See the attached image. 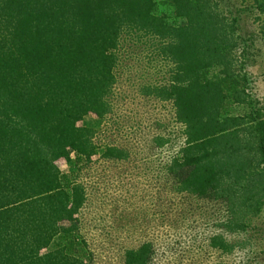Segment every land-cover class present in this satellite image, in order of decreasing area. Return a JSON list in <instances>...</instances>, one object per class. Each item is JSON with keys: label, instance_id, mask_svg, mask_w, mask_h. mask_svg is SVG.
I'll list each match as a JSON object with an SVG mask.
<instances>
[{"label": "trees", "instance_id": "obj_1", "mask_svg": "<svg viewBox=\"0 0 264 264\" xmlns=\"http://www.w3.org/2000/svg\"><path fill=\"white\" fill-rule=\"evenodd\" d=\"M250 1L264 39V0ZM163 4L173 13L158 0H0V264H88L83 240L71 237L85 187L64 182L57 162L75 153L90 163L99 153L96 129L80 122L111 113L127 37L154 40L166 62L163 77L143 87L172 101L184 127L183 146L166 164L176 191L225 202L227 232L264 215V113L228 110L252 104L236 21L216 0ZM129 154L108 145L102 155ZM64 222L63 242L49 249ZM211 243L226 253L238 245L221 233ZM152 252L144 243L126 264H150Z\"/></svg>", "mask_w": 264, "mask_h": 264}, {"label": "rangeland", "instance_id": "obj_2", "mask_svg": "<svg viewBox=\"0 0 264 264\" xmlns=\"http://www.w3.org/2000/svg\"><path fill=\"white\" fill-rule=\"evenodd\" d=\"M163 1L158 0L160 9L172 14ZM216 1L236 21L240 38L236 53L250 71L244 87L252 104L230 103L228 110L264 113V39L255 21L256 9L250 0ZM146 39H124L110 115L90 114L80 122L96 129L99 153L90 163L79 161L75 153L57 162L64 182L82 183L87 195L71 237L83 240L88 264H126L127 252L148 242L153 248L150 264H264V215L246 231L227 232L220 225L228 215L225 202L176 191L166 164L183 146L184 127L176 120L172 101L145 93L144 85L160 80L166 71L155 41ZM163 135L169 142L158 146L156 138ZM108 145L127 150L129 157H104ZM68 225L62 224L49 249L63 242ZM219 233L238 243L233 252L212 245L211 238Z\"/></svg>", "mask_w": 264, "mask_h": 264}, {"label": "built area", "instance_id": "obj_3", "mask_svg": "<svg viewBox=\"0 0 264 264\" xmlns=\"http://www.w3.org/2000/svg\"><path fill=\"white\" fill-rule=\"evenodd\" d=\"M109 115H110V114H109ZM109 115H108V116H109ZM92 159H93V158H92Z\"/></svg>", "mask_w": 264, "mask_h": 264}]
</instances>
